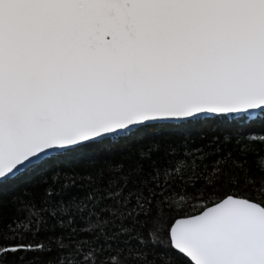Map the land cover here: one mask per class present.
Here are the masks:
<instances>
[{"label":"snow or ice","instance_id":"1","mask_svg":"<svg viewBox=\"0 0 264 264\" xmlns=\"http://www.w3.org/2000/svg\"><path fill=\"white\" fill-rule=\"evenodd\" d=\"M257 112L264 0H0V183L140 129ZM254 136L215 137L235 148L213 153L171 145L163 166L159 144L142 147L128 192L130 175L104 183L100 170L70 194L74 174L61 182L55 172L7 224L0 203V264H36L29 254L54 250L55 264H264V181L248 167L252 153L264 172L254 147L264 140ZM209 154L217 159L198 172ZM188 195L206 200L198 214H165ZM142 216H152L146 234Z\"/></svg>","mask_w":264,"mask_h":264},{"label":"trees","instance_id":"2","mask_svg":"<svg viewBox=\"0 0 264 264\" xmlns=\"http://www.w3.org/2000/svg\"><path fill=\"white\" fill-rule=\"evenodd\" d=\"M226 133H231L233 136L242 135L244 133L255 134L254 139L257 141L264 140V113H255L248 119H236L231 117L227 119H208L189 122L183 125H164L156 129H140L134 138L122 140L119 143L105 142L102 145L94 146L90 149H82L76 152L68 153L57 160L50 161L47 164L39 167L29 169L23 175L16 179L3 181L0 183V203L3 205V219L7 224L10 217L17 215V210L25 207L31 203L33 199L38 203L42 196L43 190L46 186L52 184L53 174L60 172L61 182H63L64 174H74L76 187L69 189L70 194L82 195L83 191L88 188L80 189V185H87L88 181L83 179L86 173H91L93 176L103 170L104 183L111 178H118L123 175H130L131 179L128 182V187L125 192L139 187L136 181L139 179L133 174V169L137 164V151L140 148H147L153 143L160 146L159 152L155 153L158 162L163 164L169 158L166 156L169 146L175 145L178 149H182L185 145L189 148L203 146L205 152L213 153L216 148L222 147L224 151L229 148H235L234 145L221 144L218 145L215 137H220L221 141ZM254 147L258 150H264V144L255 143ZM94 153V154H93ZM264 154V152H262ZM171 159H175L172 157ZM217 156L209 154L207 159L202 162L198 172L203 171V165L211 166L212 161L216 160ZM248 167L250 168L249 175L254 178L256 184L264 181V172H261L256 167V155L250 153L248 155ZM123 163L122 171H114L116 165ZM147 170V165H145ZM99 183V182H98ZM206 185L201 181L198 187H205ZM176 191H182L179 181L174 185ZM226 188L221 187L222 194ZM159 191V190H157ZM192 193L191 188L188 189ZM147 193V189H145ZM212 196L211 199H215ZM206 200H195L192 195H188L184 200L173 198L164 205V212L167 216L180 218L184 214H198L202 210ZM156 214V209L153 208V215ZM106 215V214H105ZM143 221L148 223L143 229L137 225L138 231H143L145 234L148 227L151 225L152 216L141 217ZM172 221L169 220V223ZM117 223H119L117 221ZM109 231H115V228L109 224ZM8 243L9 241H3ZM36 264H45L46 261H51L55 264L58 253L54 250L47 254L31 253L29 258H37ZM8 264H23V262L16 260V257L9 255L7 257ZM134 264V262H130ZM181 264H187L186 260H181Z\"/></svg>","mask_w":264,"mask_h":264}]
</instances>
